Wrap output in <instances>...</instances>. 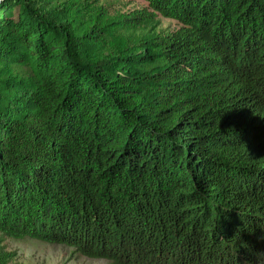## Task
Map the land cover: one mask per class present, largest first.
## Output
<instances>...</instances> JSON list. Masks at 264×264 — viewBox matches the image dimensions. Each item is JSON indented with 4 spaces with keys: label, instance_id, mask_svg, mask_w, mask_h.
Wrapping results in <instances>:
<instances>
[{
    "label": "trees",
    "instance_id": "trees-1",
    "mask_svg": "<svg viewBox=\"0 0 264 264\" xmlns=\"http://www.w3.org/2000/svg\"><path fill=\"white\" fill-rule=\"evenodd\" d=\"M85 1L0 0V234L264 264V0Z\"/></svg>",
    "mask_w": 264,
    "mask_h": 264
},
{
    "label": "rangeland",
    "instance_id": "rangeland-1",
    "mask_svg": "<svg viewBox=\"0 0 264 264\" xmlns=\"http://www.w3.org/2000/svg\"><path fill=\"white\" fill-rule=\"evenodd\" d=\"M89 10L102 8L109 14L126 13L145 6L142 0H86ZM178 27L173 19L159 17L155 31L167 34ZM0 253L8 257L6 264H110L104 259H88L73 248L41 242L36 239H13L0 234Z\"/></svg>",
    "mask_w": 264,
    "mask_h": 264
}]
</instances>
